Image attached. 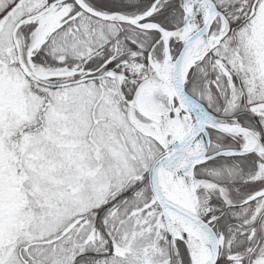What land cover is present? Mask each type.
Instances as JSON below:
<instances>
[{"label":"snow or ice","instance_id":"6c2138e0","mask_svg":"<svg viewBox=\"0 0 264 264\" xmlns=\"http://www.w3.org/2000/svg\"><path fill=\"white\" fill-rule=\"evenodd\" d=\"M0 264H264V0H0Z\"/></svg>","mask_w":264,"mask_h":264}]
</instances>
